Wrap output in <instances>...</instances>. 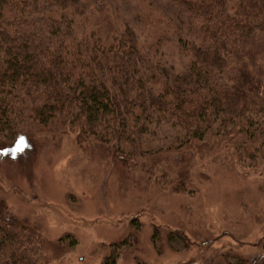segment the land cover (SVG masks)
I'll use <instances>...</instances> for the list:
<instances>
[{
	"label": "trees",
	"instance_id": "obj_1",
	"mask_svg": "<svg viewBox=\"0 0 264 264\" xmlns=\"http://www.w3.org/2000/svg\"><path fill=\"white\" fill-rule=\"evenodd\" d=\"M89 19L108 36L74 31ZM165 39L187 58L180 71L164 60ZM158 131L173 136L155 150ZM67 133L149 178L180 156L175 190L190 194L191 164L215 151L264 170V0H0V152ZM122 246L99 264H117ZM75 247L0 200V264H56Z\"/></svg>",
	"mask_w": 264,
	"mask_h": 264
},
{
	"label": "rangeland",
	"instance_id": "obj_2",
	"mask_svg": "<svg viewBox=\"0 0 264 264\" xmlns=\"http://www.w3.org/2000/svg\"><path fill=\"white\" fill-rule=\"evenodd\" d=\"M106 26L98 19L77 20L74 31L108 36ZM160 44L164 60L180 71L187 58L176 41ZM172 136L158 131L148 145L160 150ZM12 149L0 152V200L46 239H75L76 247L56 264H99L121 242L117 264H258L264 257L260 162L247 173L223 152L195 159L190 194L175 190L184 170L180 156L159 159L149 178L131 162L122 166L104 146H77L71 133L37 135Z\"/></svg>",
	"mask_w": 264,
	"mask_h": 264
}]
</instances>
